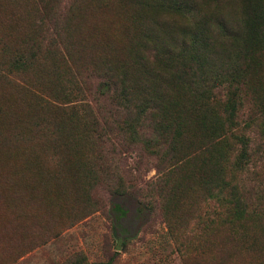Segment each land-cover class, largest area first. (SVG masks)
<instances>
[{"label":"rangeland","instance_id":"374dc122","mask_svg":"<svg viewBox=\"0 0 264 264\" xmlns=\"http://www.w3.org/2000/svg\"><path fill=\"white\" fill-rule=\"evenodd\" d=\"M179 1L0 0V167L12 156L41 174L46 199L1 227L0 264H264V48L246 51L237 96L219 83L244 69L264 0ZM200 15L239 38L208 53L223 77L199 111L217 128L238 118L187 138L128 100L161 86L190 104L178 74Z\"/></svg>","mask_w":264,"mask_h":264},{"label":"trees","instance_id":"16d2710c","mask_svg":"<svg viewBox=\"0 0 264 264\" xmlns=\"http://www.w3.org/2000/svg\"><path fill=\"white\" fill-rule=\"evenodd\" d=\"M180 1L178 10L180 7H183V4H181ZM244 1L250 5L257 4L255 0ZM243 7L246 9L245 6ZM251 14H253V16L251 19L247 20V25L254 32V35L250 38L246 37L245 39H242V50L238 56V62H242L241 66L243 65L244 69L241 68V71H238V65H236L235 62H232V64H229L232 67V71L226 73L228 84L219 82L221 87L225 86L229 90L235 89L233 92L234 97L238 95V90L241 87L246 86V81L244 82L245 74L246 71L249 72L250 69L248 63L250 56L246 51L251 49L254 45H258L259 48H264V4H260L258 10L254 13L251 12ZM200 17L204 22L201 20L196 21L197 27L202 28L199 33L203 36L194 40V47L190 49L189 54L187 55L188 59H186L184 64L187 68L186 70H180L178 74V76H180L179 78H181V80H179V89L182 91L187 89L192 94V97H190L189 100L190 104L181 99H171L170 101L169 98H160V96H163L161 86L150 87L147 90V94L141 98V102L133 101V99L128 100L135 108H139L143 104L144 111L154 110L156 108L161 109L165 118L170 121V123L163 128L164 132L172 129L174 130V135L180 136L185 134L187 138L193 137V130L205 132L206 129L212 130V126H214L215 134H223L226 130V125H228V127L233 125L237 126L236 122L238 118L237 114L232 111L229 113L230 117L225 124H222L217 128L216 124L211 123L210 117L207 114L208 111H204L203 109L199 111L200 107L198 106H200V104L202 106L207 105L210 107L213 102L211 96L208 95V85L210 84L207 82L208 78L215 76L214 79L217 80L220 77H223L220 73L223 71H220L217 66L219 59L213 58L216 60L213 63H207L205 69V64L207 60L210 59L207 58L208 53L211 50L218 48L217 50L227 54L229 51L224 46H234L230 43L231 40L239 38V36L231 30V25L229 26V24L222 18H210L207 17V15H200ZM209 26H211V30L209 29ZM227 39L228 43L225 45L224 41ZM197 41H199V43L195 45ZM262 52H264V50H261L259 54L261 55ZM241 57H243L245 61H243ZM262 66L263 63L258 66V70H260ZM200 73L201 77L199 81L196 82L195 80L198 79ZM185 75L186 77L188 76L187 79H184ZM129 95L132 96L131 94ZM152 96H155L156 98H153ZM10 125L6 126V128H9ZM238 144L249 149L250 140L243 134H240ZM243 156L246 157L245 155ZM5 159V163L0 167V229L5 223L12 220L13 215L23 213L24 207L27 204L36 203L44 205L46 203L44 192L42 190L41 174L30 173L26 169V164H16L14 157L12 156ZM234 201L235 204L238 201L235 196ZM112 263L113 261L102 264Z\"/></svg>","mask_w":264,"mask_h":264}]
</instances>
